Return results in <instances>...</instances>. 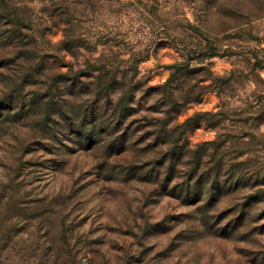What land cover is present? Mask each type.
Listing matches in <instances>:
<instances>
[{
  "label": "rangeland",
  "instance_id": "rangeland-1",
  "mask_svg": "<svg viewBox=\"0 0 264 264\" xmlns=\"http://www.w3.org/2000/svg\"><path fill=\"white\" fill-rule=\"evenodd\" d=\"M0 264H264V0H0Z\"/></svg>",
  "mask_w": 264,
  "mask_h": 264
}]
</instances>
